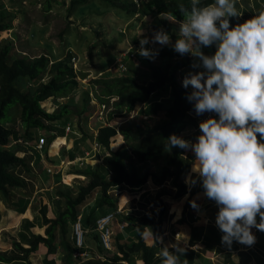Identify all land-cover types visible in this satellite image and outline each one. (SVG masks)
I'll use <instances>...</instances> for the list:
<instances>
[{
  "label": "trees",
  "instance_id": "obj_1",
  "mask_svg": "<svg viewBox=\"0 0 264 264\" xmlns=\"http://www.w3.org/2000/svg\"><path fill=\"white\" fill-rule=\"evenodd\" d=\"M90 1L69 0L67 10L72 14L77 6ZM98 2L101 12L95 13V16L100 18L107 11L116 10L124 19H127V25L135 15H157L161 18L152 24L156 31L160 29L166 31L169 21L182 22L183 15L179 11V5L190 6V0H98ZM212 2L214 0H201V5ZM52 8L51 0H47L43 11L48 13L47 11H52ZM19 10L21 9L15 6L7 8L4 1L0 0V196L7 200L12 189L24 185L25 181L20 176L23 172L31 171L32 174L37 172L38 166L35 164H39L42 158V155L34 147L38 141L39 131L44 135L45 131L49 132L45 136L46 144L44 143L43 149H45L46 160L52 164L54 160L46 153V149L57 136L56 130H63L65 123L71 120L76 123V128L82 136L89 137L90 134L86 132L87 130L85 131L84 126L86 127L88 124L87 118L92 115L95 109V104L90 102V90L79 87L71 59L77 58L78 60L81 57L70 45H67V52L64 56L58 54L53 57L50 54H39L31 58L28 56L10 57L12 43L1 38V34L13 28L12 22ZM229 21L231 26L242 23L237 17H230ZM141 25L147 26L146 24ZM118 33L120 41H122L125 34ZM168 34L174 41L177 39L174 34ZM86 38L87 34L83 40ZM94 45H96L94 42L87 45L89 57L97 56L99 47L94 48ZM165 46L159 48V54L154 59L138 54L147 65V70L140 75H134V72L124 74V71L119 70L123 74L114 75L106 70L107 66L111 64L110 61L108 64L106 62L102 66H97L96 70L94 69L96 74L101 72L99 76L89 78L91 88L96 87L92 88V91L95 92L94 96L98 103L107 106L111 96L118 97L112 102L114 110L108 112L106 124L100 126L94 135V141L99 146L105 147L107 154L102 157L101 162L93 165L86 162L83 168L73 172L85 176V184L76 185L74 189L68 184L60 182L53 188L50 200L53 215L48 217L45 213L42 214L43 225H45L44 235L39 233H30L28 236L20 235V242H14L17 251L13 255L7 251H0L1 263L31 264L29 254L37 250L40 243L46 246L45 264H56L52 257H46L57 252V244L62 250L60 264H124V262L133 264L135 253L140 254L143 264H158L161 261L156 253V248L146 243V237L149 235L150 228H157L161 225L163 213L167 209L159 197L168 194L179 199L187 192L184 177L189 172L192 162L190 157H186L187 149L172 147L169 150L167 148L169 137L172 135L179 137L180 133L190 125L187 122L188 114L195 112L193 103L187 99L191 91L183 87L179 80V73L183 69L197 70L202 67V65L193 67V64L198 63V60L191 53L180 55L176 52L173 54L166 50ZM120 48L106 57L114 56L113 58H115L116 56L115 59H117L123 51ZM201 50L206 55H213L216 46L213 44L210 47H202ZM173 56L174 59H172ZM129 58L130 55H126L123 58V63L129 62ZM93 64V68H95L96 64L94 62ZM115 64L117 65L116 60ZM128 68L129 71H134L133 64L130 62ZM79 76L85 78L87 73L80 70ZM165 93H168L166 98L163 96ZM77 95L81 101L80 108H77V103L74 101ZM47 98H51L55 105L51 112L45 111L40 106V103ZM10 105L17 106L15 109L17 115L15 114L10 122L2 123ZM135 108L138 109L137 119L139 122L134 123L128 120L118 128L110 124L113 117L127 116ZM79 116L82 118L73 119V117ZM144 116L147 120L143 118ZM150 117L157 118V120L151 124L148 122ZM117 132L121 134L123 142L119 144L118 148L111 149L110 143L115 142L114 137L120 138ZM33 140L36 143L31 150L32 153L37 152V159L33 160L35 161L33 163H28V157L19 155L16 150L26 142ZM13 141L16 143L10 147ZM77 149L78 147L65 155L66 150L62 148L60 155L71 160L76 156ZM95 153L96 158L92 159L97 161L100 158L98 153ZM153 166H157V168H153ZM15 167L17 170L15 169L14 172L12 170ZM149 178L154 184L161 186L156 193V199L161 203L160 208L154 211L155 215L135 214L134 211L116 212L114 217L119 215V223L123 222L124 227L119 228L115 224L116 251L105 249L100 242L99 233L95 229L97 218L108 211L115 212L119 208L118 192L115 190L117 187L127 186L130 191H134L141 188L147 180L149 182ZM57 179L60 180V174L57 175ZM97 191L100 194L95 198L88 213L83 215L84 204L90 197H95L93 194ZM196 191L192 189L190 194L192 195ZM190 202L191 197L189 196L185 200L181 215L176 222L188 225L190 233L198 237L204 226L195 224V219L192 218L193 212L189 210ZM41 210L43 211V209ZM78 215H81L82 226L88 228L87 233L95 242L98 252L104 256L103 260L94 257L83 260L81 257L73 255L77 247L74 244V236L70 227ZM120 231L130 234V238L122 239L121 235L123 234ZM160 232L158 229L156 233ZM86 240L84 237L85 243Z\"/></svg>",
  "mask_w": 264,
  "mask_h": 264
},
{
  "label": "clouds",
  "instance_id": "obj_2",
  "mask_svg": "<svg viewBox=\"0 0 264 264\" xmlns=\"http://www.w3.org/2000/svg\"><path fill=\"white\" fill-rule=\"evenodd\" d=\"M236 5L237 0H214L203 6L201 0H190L189 7L180 4L183 21L174 44L160 29L151 39L141 38L138 50L139 55L154 59L158 49L145 45H171L180 55L191 53L198 60L193 67L202 65L204 69L185 76L182 84L193 89L187 99L197 115L214 112L219 118L210 116L200 121V135L194 143L172 135L167 148L194 153L193 171L207 198L219 208L216 225L223 233L221 242L228 247L234 240L253 245V227L264 232V9L231 26L229 18L242 14ZM213 44V55L201 50ZM86 248L83 237L81 250ZM184 252L179 246L174 251L163 247L158 257L161 264H182L180 256ZM87 254L86 259L97 255Z\"/></svg>",
  "mask_w": 264,
  "mask_h": 264
},
{
  "label": "crops",
  "instance_id": "obj_3",
  "mask_svg": "<svg viewBox=\"0 0 264 264\" xmlns=\"http://www.w3.org/2000/svg\"><path fill=\"white\" fill-rule=\"evenodd\" d=\"M236 6L242 13L237 18L243 23L245 20L264 9V0H237ZM142 16H145L144 18L149 17V15L145 14ZM133 19L135 18L133 17ZM200 71H204L203 67H200L197 70L186 69L182 71V77L181 75L180 77L183 81L184 77L190 73ZM207 113L210 114L211 117L217 119L219 118L218 114L214 112H205L202 115H197L196 112H190L187 117V122H189L190 125L180 133L179 137L194 143L200 135V121L210 117ZM66 125L70 126L69 131L61 129L56 130L55 132L57 134L55 138L58 139V142H56V144H58L57 151L51 152L53 145L49 146L50 143L46 149V153L53 158L54 163L51 164L48 160H46L45 149H43V155L39 164H35L38 166V174H32V172L29 171L23 172L20 175L19 172L18 174L25 181L24 185L12 189L8 200L0 196V251H7L13 255L14 252L17 251V248L14 246V242H20V235L28 236L30 233H39L44 235L45 225H43L42 214L45 213L48 217L53 215V208L50 201L53 188L61 182L66 185L68 184L70 187L75 189L76 185L74 183H67L73 176L81 177L82 180L86 179L83 175H75L73 172L76 169H73L72 166L70 168L67 164L66 166H63L62 160L69 159L61 156L59 154L60 149L58 148L63 147L66 150L65 155H68V152L73 151V149L78 147L75 152L76 156H78L79 151L84 146L91 148L89 144H92V142L93 144L95 143V134L88 129L90 131V136L86 138L82 136L80 131H78L76 123H73L70 120L65 123V126ZM114 138L115 146L110 143L111 149L118 148L119 144L122 142L121 137L119 138L115 136ZM15 143L16 141H13V143L10 144V147H13ZM35 143V140L28 141L21 146L22 148L16 147L18 148L16 151L19 155H25L26 158L28 157V163L35 162L33 160L37 159V152L32 153V147ZM96 152L100 158L97 160H102V157L107 154V149L103 146H98ZM191 155H193V157H191ZM33 156L35 157L33 158ZM187 156L192 159L189 172L184 177L185 183L187 184V192L183 198L179 199L173 198L168 194H164L159 197L160 200L165 203L167 209L163 213L161 225L157 228L149 229V235L146 237V243L149 246L153 245L154 248H156L157 255L163 247H168L170 251H174V248L177 246L184 248L185 252L180 256L182 264H264V232L257 230L255 227H253L251 231L256 237V242L251 246L240 244L234 240L231 247H228L221 242L223 233L216 225V215L219 208L215 201L207 198L199 176L193 171L195 156L190 149H187L186 157ZM94 158L96 157L94 156ZM56 159L58 160L56 161ZM91 161L96 160L93 159ZM50 166H54L59 172L55 174L47 173L46 168ZM15 169L17 170L15 167L12 171L15 172ZM65 171L67 174L64 173ZM59 174L60 180L58 181L57 175ZM64 176H67V178L64 179ZM65 180L67 182H65ZM193 181H195V183H193ZM160 188L161 186L154 184L151 180L149 182L147 180L141 188L134 191H130L127 186L117 187L115 190L118 192L120 211H134L135 214L149 213L155 215L154 211H157L161 206L159 200L156 199V193L160 190ZM192 189L197 191L191 195L190 193ZM123 191H126L125 193L127 195L123 194ZM189 196L191 197L189 210L193 212L192 218L195 219V224H203L204 226L198 237H195L190 233L188 225L178 224L176 222L177 218L181 215L183 204ZM89 201L90 200L84 204L83 209ZM193 202H195L196 206H193ZM89 203L86 210L83 211L82 209L83 215L88 213L94 202ZM41 209H43L44 212ZM257 222H259V216H257ZM83 227L85 229V233H87L88 228L85 226ZM158 229L161 231L160 233H156L158 232ZM70 231L72 232V226L70 227ZM175 232H178L176 236L174 235ZM88 234L89 233L84 236L87 239L85 243L87 246V252L91 255H100L101 253L98 252L95 242ZM116 244L117 241L114 233L112 238L114 251L117 249ZM57 246V252L52 255H47L46 258L52 257L56 264H60L62 250L58 244ZM45 250L46 246L40 243L39 248L29 254L31 264H45ZM133 262V264H143L139 253L134 254ZM0 264H3L1 263V260ZM124 264L128 263L124 262ZM158 264H161V261Z\"/></svg>",
  "mask_w": 264,
  "mask_h": 264
},
{
  "label": "rangeland",
  "instance_id": "obj_4",
  "mask_svg": "<svg viewBox=\"0 0 264 264\" xmlns=\"http://www.w3.org/2000/svg\"><path fill=\"white\" fill-rule=\"evenodd\" d=\"M2 1H4L5 6L9 9L11 8V6L12 7L15 6L21 9L16 12V17L12 22L13 28L1 34V38H5V40H8L12 43V48L10 51L11 58L21 57V56H28L31 58L39 54H50V56L53 57L57 56L58 54L64 56V54L67 52V47H68L67 45H70V47L76 53L79 54L81 58L78 59V61H76L75 63L76 67L75 68L73 67V69L77 74L79 87L85 90H90L89 92L90 102L92 104H95V109L92 112V115L87 118L88 124L86 125V127L84 126V129L85 131L87 130L86 131L87 133L90 132L89 130H91L93 134H96L97 129L100 126L106 124V117L108 115V112L110 110H114V107L112 106V102L117 100L118 97L111 96L109 98V105H107L103 109V106L101 107V105L96 100V97L94 96L95 92L92 91V88H96V87L91 88L92 85L91 82H89V78H95L99 76L101 72H98L96 74L94 69L96 70L97 66H102L106 62L108 64L109 61L111 64L107 66L106 70H109V72H111L114 75H119L123 73L128 74L132 72L135 73L134 75H140L144 71H146L147 65L143 62L142 58L138 56L139 54L138 50L140 48V39L143 37H148L149 39H151L153 33L156 31L153 28L152 24L158 22V19L161 17H158L157 15H153V14H150L149 17L147 18H144L145 16L142 15H135L134 16L135 19H133L130 22L131 25L130 24L127 25V21H126L127 19H124L116 10L107 11L106 13L102 14L100 18L95 16V13L101 12V8H99L98 5L99 4L98 0H91L87 4L77 6L72 12V14L69 13L67 10V5L69 0H57V1L51 0V4L53 8L52 11L50 12L48 10L47 11L48 13L43 11V7L46 4L47 0H2ZM141 24H146L147 26H143ZM179 29H180L179 22L169 21L166 32L174 34L175 38H179ZM83 32H86L85 34H87V38L85 40H83L85 36ZM118 32L125 34V37L122 41H120L121 38ZM171 41L174 44L175 41L173 39H171ZM92 42L96 43V45H94V48L99 47V50L97 56L89 57L88 55L89 49L87 45L88 43H92ZM119 47H121L120 49L123 50V52L127 49L131 51L132 56H130L129 62L133 64L134 71H129L128 68L129 62H127L125 63V66L127 68L124 70L123 73H120L119 71H121V69L119 70L118 65L115 64L116 56L115 58H113L114 56L112 58H107L114 51L115 52L118 51ZM145 47L158 49V54H159V48L161 47V45H159L158 43L152 44L150 42L149 44L145 45ZM165 49L168 50L169 52H172L173 54L176 53V51L173 49L171 45H166ZM126 54L127 53H124L123 56ZM115 55L117 54L115 53ZM157 56L158 55H156V57ZM172 59H174V56L172 57ZM93 62L96 64L95 68H93L94 66ZM80 70L87 73V76L85 78H81L79 76ZM110 70H114V71H110ZM184 70L186 69H183L182 71ZM182 71L181 73H179V80L181 82H183L181 79ZM188 89L192 91L190 86L188 87ZM167 94L166 93L163 94L164 98H166ZM45 100H47L48 102L45 103L44 102ZM45 100L40 103V106L43 107L45 111L51 112L55 108V105L53 104L51 98H47ZM74 101L77 103L78 106L77 108H80L81 101L78 95L76 96ZM137 108L131 110L127 114V116L125 115L124 117H117V116L113 117V119L110 121V124L118 128L121 124L127 122L128 120H131L134 123L139 122L137 119L138 118L137 110L139 108L138 109ZM15 109H17L16 105L9 106V109L6 112V115L2 120V123L10 122L12 120V117L15 114L17 115V112L15 113L16 111ZM100 114L101 117H99ZM73 118L81 119L82 117L79 116ZM143 118L146 119L145 117ZM149 120L150 121L148 122L153 124L157 120V118L152 119V117H150ZM63 128L65 130V126ZM41 133L43 134V132ZM48 134L49 132L45 131V135L44 134L43 135L47 136ZM37 136L39 135L37 134ZM56 142H58L57 138H54V140L50 142L49 146L53 145L51 152L57 151ZM114 144L115 142H112L113 146H115ZM89 145L91 146V148L84 146L79 151V156L77 157L87 158L88 155H86V152H88L89 150L92 151L93 142L92 144ZM62 148L61 147L58 148L60 149L59 154L61 153ZM89 154L91 155L92 153L89 152ZM42 155H43V151H42ZM57 160L58 159H56V161ZM91 160L93 159H88V158L84 159L82 165H80L78 161H74L70 164L63 163V166H66L67 164L69 168L72 166L73 169H80L85 166L86 162L92 165L98 163ZM153 168H157V166L156 167L153 166ZM38 172L39 171H37V173ZM64 173L67 174L66 171ZM63 178L66 179L67 176H64ZM149 179L151 180V178ZM65 182L67 181L65 180ZM67 183L69 184L74 183L75 185L85 184L86 179L82 180L81 177L73 176L71 180H69ZM125 192L126 191H123V194H126ZM99 194L100 192L97 191L93 195H95L96 198ZM95 198L94 196H92L88 200H90L89 202L92 203L95 201ZM88 203L83 209V211L86 210ZM118 221H119V215H115V218L113 219L111 224V228L114 231H116L115 224H117ZM120 232L123 234L121 235L122 239L130 238V234H124L125 233L124 231H120ZM98 256L100 257V259H104V256L96 255V257Z\"/></svg>",
  "mask_w": 264,
  "mask_h": 264
},
{
  "label": "built area",
  "instance_id": "obj_5",
  "mask_svg": "<svg viewBox=\"0 0 264 264\" xmlns=\"http://www.w3.org/2000/svg\"><path fill=\"white\" fill-rule=\"evenodd\" d=\"M124 53H127L126 55L132 56V54L130 53L129 49H127L122 54H120L121 57L120 56L117 57L116 62H117V65H118V69L119 70L121 69V71H124L126 69V66L123 63V58L126 56V55L123 56ZM128 53H130V54H128ZM71 60L73 61V67L75 68L76 67L75 63L78 60H77V58L76 59L72 58ZM102 106H103V109H104V107H106L105 104H101V107ZM208 116H210V114H208ZM99 117H101V114H100ZM144 117H146V116H144ZM69 130H70V126L66 125L65 126V131H69ZM40 133L41 132L39 131L38 141L34 145V147L39 152V154L42 155L43 145L46 142V138H45V136L42 133L41 134ZM96 150H97V144L94 143L93 147H92V151L89 150L88 152H86V155H88L87 158L88 159H92L94 157V154H95ZM89 152L92 153V154L90 155ZM87 158H85V157H75L72 160H62V163L70 164V163H72L74 161H78L79 164L82 165L84 159H87ZM32 165H34V164H32ZM34 168H36V167H34ZM46 172L47 173H51V174H55V173H57L59 171L54 166H50V167L46 168ZM36 174H38V173L36 172ZM118 211H120V208H118L115 212L110 211V212L102 215L101 217L97 218V220L95 222V229L99 233L100 242H101L102 246L105 249H107V250H111L112 249L113 230L111 228V222H112V220L114 218V214L116 212H118ZM118 226H119V228H123L124 227V223L120 222ZM73 234H74V244L78 248L76 251H74L73 255L74 256H79V257H82V258L86 259L88 257V254H87L88 252L86 250H81V248L83 247L84 229L82 227L80 216L77 217V219L73 223ZM177 234H178V232L174 233L175 236ZM96 258H100V257L98 256Z\"/></svg>",
  "mask_w": 264,
  "mask_h": 264
},
{
  "label": "bare ground",
  "instance_id": "obj_6",
  "mask_svg": "<svg viewBox=\"0 0 264 264\" xmlns=\"http://www.w3.org/2000/svg\"><path fill=\"white\" fill-rule=\"evenodd\" d=\"M120 137H121V135L120 134H118ZM122 138V137H121ZM58 146V144L56 145V147Z\"/></svg>",
  "mask_w": 264,
  "mask_h": 264
}]
</instances>
